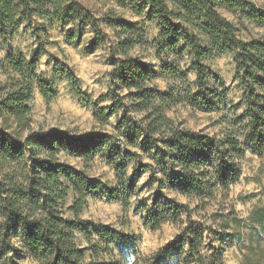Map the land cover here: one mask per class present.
I'll return each mask as SVG.
<instances>
[{"label": "trees", "instance_id": "16d2710c", "mask_svg": "<svg viewBox=\"0 0 264 264\" xmlns=\"http://www.w3.org/2000/svg\"><path fill=\"white\" fill-rule=\"evenodd\" d=\"M133 1L135 14L142 15L149 9L158 19L164 50L179 54L180 49H189L192 70L197 74V93L189 89L178 95L174 90L163 94L151 88L150 67L131 54L138 47L147 50L150 43L143 32L130 24H111L116 43L110 56L112 83L106 94L93 104L73 73H68L69 81L84 103L93 106V117L98 123L105 124L119 109L122 120L132 122L133 130L156 151L157 166L134 167L135 173L150 170V182L157 184L154 210L148 212L145 226L157 230L175 214L184 212L188 217L180 236L152 257L142 259V264H223L222 248L206 251V230L193 221L187 206L168 199L163 190H177L187 198L199 200L202 207L219 196L227 201L231 185L240 178L239 164L246 153L264 154V35L243 39L235 24L219 12L220 8L231 13L241 11L243 17L264 27V8H255L244 0H170L171 6L165 0ZM34 16L60 22H89L97 29L94 17L76 0H0V36L7 40L21 19ZM223 53L234 58L243 112L223 115L220 134L195 132L177 125L166 110L178 102L194 108L210 107L209 97L216 92L207 95L211 90L204 63ZM7 60L8 80L0 84V264H18L22 254L34 264H126L130 258L138 257L136 238L78 218L87 197L103 184L89 180L59 159L62 149L80 156L88 165L101 148H107L116 154L114 159H108L109 164L118 177H124L131 155L114 147L107 133L76 139L63 132L34 131L30 102L35 85L47 102L55 95L39 75L34 60L23 55H10ZM163 71L187 82L180 68L171 63ZM122 89L128 94L122 95ZM226 97V92L216 96L221 102ZM108 99L111 105L101 107ZM123 137L135 145L129 131ZM70 193L75 200L67 210L74 213L75 220L65 217ZM127 204L126 195L125 208ZM229 213L236 220L234 208ZM251 218L264 227V208L254 211ZM85 225L94 229L99 241L108 247L109 261L102 259V248L95 245L92 258L87 259L76 235Z\"/></svg>", "mask_w": 264, "mask_h": 264}, {"label": "rangeland", "instance_id": "374dc122", "mask_svg": "<svg viewBox=\"0 0 264 264\" xmlns=\"http://www.w3.org/2000/svg\"><path fill=\"white\" fill-rule=\"evenodd\" d=\"M171 6L170 0H165ZM255 8H264V0H244ZM76 2L94 17L97 29L89 22L80 24L67 19L60 22L34 16L30 20L21 19L17 30L7 40L0 36V84L8 80L6 72H10L8 57L23 55L35 61L38 73L49 85L54 98L47 102L42 96L38 85H35L31 109V127L34 131L63 132L68 137L80 138L93 133L109 134L114 147H120L123 153L131 155L127 161L124 177H118L109 158H115L107 148H101L93 162L86 165L80 156H73L66 150L59 151L62 163L84 174L91 181H98L103 187L91 193L79 215L82 221L95 225L103 224L126 236L136 238L139 256L127 260L126 264H142V259L152 257L161 248L174 241L188 224L184 212L153 230L145 226L148 212L154 210L152 204L157 194V184L150 182V170L135 173L134 167L140 165L157 166L156 151L145 144L140 133L135 132L132 122L123 121L122 111L116 109L103 125L93 117V106L84 103L69 81L68 73L76 76L79 88L86 93L92 103L106 94L111 88V49L116 43L114 27L120 24L135 25L143 32L148 49L136 48L131 54L150 67L152 76L150 86L163 94L175 91L191 90L197 93V74L192 69L193 57L189 49L184 47L179 54L164 50L165 40L161 39L162 31L159 21L149 9L142 15L132 10L133 0H76ZM219 12L224 18L232 21L238 34L243 39L264 35V27L243 17L241 11L228 12L222 8ZM243 25V26H242ZM171 63L180 68L187 78L184 82L178 76L166 74L163 68ZM208 87L213 91L209 97L210 107H191L184 101L166 110V114L177 125L195 131L220 134L223 115L243 112L241 90L235 77L234 58L229 53L215 56L204 63ZM186 71V72H185ZM122 95L128 94L122 89ZM226 92V100L221 102L217 95ZM111 105L105 100L100 106ZM129 131L126 140L123 135ZM241 175L230 188V197L223 201L219 196L216 201L202 207L199 200L187 198L177 190L165 188L163 194L168 199H176L180 205L191 210L193 221L198 222L205 231L206 251L210 248H222L220 257L223 264H264V227L253 223L254 211L264 208V154L256 155L247 152L240 162ZM128 196L127 208L124 197ZM75 200L70 193L66 203L65 217L75 220L73 212L67 210ZM234 208L236 220L229 210ZM181 215L180 218H177ZM77 243L85 252L87 259L92 258V245L102 248L101 256L109 261L108 247L99 241L94 229L85 225L76 231ZM15 243L19 245L16 239ZM114 248V245H110ZM188 244H185V251ZM117 255V252H115ZM185 257V256H184ZM18 264H34L25 255H21Z\"/></svg>", "mask_w": 264, "mask_h": 264}]
</instances>
